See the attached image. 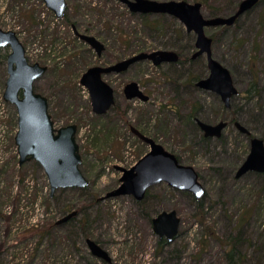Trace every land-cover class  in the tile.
Wrapping results in <instances>:
<instances>
[{
	"label": "rangeland",
	"instance_id": "1",
	"mask_svg": "<svg viewBox=\"0 0 264 264\" xmlns=\"http://www.w3.org/2000/svg\"><path fill=\"white\" fill-rule=\"evenodd\" d=\"M156 1L201 2L206 17H228L243 0ZM72 24L105 45L101 56L74 35ZM0 28L17 33L31 63L47 66L35 89L48 98L56 128L78 126L81 170L90 182L51 197L43 167L34 160L20 166L14 142L18 113L4 100L10 49H2L0 264H230L227 252L236 237V264H264V173L236 178L250 153V139L233 124L242 123L264 140V0L234 26L206 29L214 39V58L230 70L240 92L230 109L215 94L193 89L194 78L197 82L209 75L207 59L193 58L196 35L173 16L144 18L114 0H68L65 21L43 0H0ZM156 50L181 52L183 62L155 66L141 61L126 72L105 76L116 103L107 114L96 115L81 84L83 74L93 66ZM131 82L139 83L148 102L126 98L124 89ZM222 120L230 125L220 137L203 138L198 121ZM132 127L194 167L206 195L197 200L188 191L161 183L141 202L132 196L105 198L121 185L123 174L116 167L129 169L150 151ZM199 201L205 225L194 216ZM170 210L177 211L181 225L167 242L155 233L153 219ZM73 212L74 220L57 224ZM89 238L109 253L110 262L91 253Z\"/></svg>",
	"mask_w": 264,
	"mask_h": 264
},
{
	"label": "water",
	"instance_id": "2",
	"mask_svg": "<svg viewBox=\"0 0 264 264\" xmlns=\"http://www.w3.org/2000/svg\"><path fill=\"white\" fill-rule=\"evenodd\" d=\"M47 7L62 19L67 11V0H44ZM128 5L134 13L166 14L179 19L188 32L197 35L198 51L193 58L206 55L211 72L207 79H202L197 86L211 90L221 95L226 106L230 105L232 96L238 94L230 71L213 57V39L206 35L208 27L233 26L246 12L254 8L259 0H243L235 14L207 19L202 14V4H190L186 1H156V0H120ZM75 34L89 44L99 56L105 50V45L96 37L80 34L73 26ZM9 47L8 74L4 99L15 105L18 113V131L15 135L20 157V166L34 160L44 169L50 186L51 196L59 189L71 187L85 188L88 179L81 171L82 156L77 143L78 126L71 124L59 129L49 113L48 99L35 91V82L45 75L47 67L39 63L31 64L26 57V49L14 31H4L0 28V50ZM180 56L171 50H157L150 53L142 52L111 66H94L89 68L81 78V84L88 89L93 112L97 115L106 114L115 104V92L110 84L103 80L104 75L126 72L137 62L150 60L154 65L177 63ZM128 100L139 98L147 102V96L137 82H131L125 87ZM198 124L205 137H220L227 123L210 125L201 121ZM238 129L245 134L249 131L236 122ZM132 131L150 146V152L141 158L131 169L116 167L123 173L121 185L108 193L105 198L132 196L141 202L148 190L158 184L167 183L174 189L188 191L197 200L202 199L206 189L199 180V174L192 166L179 162L178 158L167 151L154 139L142 134L132 127ZM264 173V140L258 137L251 139L250 153L236 173L241 178L248 172ZM77 213L73 212L60 221L63 224L72 219ZM181 219L177 211H163L153 219V228L160 239L164 237L172 242L179 232ZM87 244L91 253L110 262L109 253L97 242L88 239Z\"/></svg>",
	"mask_w": 264,
	"mask_h": 264
},
{
	"label": "trees",
	"instance_id": "3",
	"mask_svg": "<svg viewBox=\"0 0 264 264\" xmlns=\"http://www.w3.org/2000/svg\"><path fill=\"white\" fill-rule=\"evenodd\" d=\"M198 1V0H197ZM210 17H213V16H210ZM179 54H180V60H179V62H178V64H181L183 61V59H182V53L181 52H179ZM181 86V85H180ZM194 110H196V109H194ZM204 138V137H203ZM178 157V156H177ZM182 163V162H181ZM203 203L202 202H198V211L196 212V214L194 215V216H196L195 218L197 219V221H198V223L199 224H201V225H205V223H206V221H205V219H204V211H203V205H202ZM70 209V208H69ZM69 209H67L66 207H65V209H64V211H66V212H68V211H70ZM65 212V213H66ZM245 214L244 215H242V217H241V219H240V224L239 225H242L243 224V222H244V220L246 219L245 217ZM74 220V219H73ZM237 241H238V237H236L235 239H234V241H232L231 242V244L233 245V246H230V248L228 249L229 251L227 252V257H228V259H229V262H230V264H236L235 262H236V260L234 261L233 260V257H234V255H235V247L237 246ZM230 244V243H229Z\"/></svg>",
	"mask_w": 264,
	"mask_h": 264
},
{
	"label": "flooded vegetation",
	"instance_id": "4",
	"mask_svg": "<svg viewBox=\"0 0 264 264\" xmlns=\"http://www.w3.org/2000/svg\"><path fill=\"white\" fill-rule=\"evenodd\" d=\"M115 2H119L118 0H114ZM65 21H66V18H65ZM200 58V57H199ZM198 59V58H197ZM207 66H208V64H207ZM208 71H209V73L208 74H210V70H209V67H208ZM196 79L194 78L193 79V81L192 82H194V84L192 85L193 86V89L194 90H196V89H198V90H201V89H199V88H197L196 87V81H195ZM201 91H204L205 93H210V94H215V93H213V92H210V91H205V90H201ZM216 95V97H218V99L223 103V100H222V98L218 95V94H215ZM238 96H240V94H237V95H235V96H233L232 98H231V104H230V106H228V108H226V109H230L231 107H232V102H233V99L234 98H236V97H238ZM224 121H227L228 122V126L230 125V121H228V120H224ZM234 121V120H233ZM219 122V121H218ZM218 122H216V123H213V124H217ZM235 123V121L233 122V124Z\"/></svg>",
	"mask_w": 264,
	"mask_h": 264
}]
</instances>
